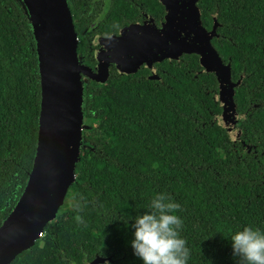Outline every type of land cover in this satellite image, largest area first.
<instances>
[{
    "label": "trees",
    "instance_id": "obj_1",
    "mask_svg": "<svg viewBox=\"0 0 264 264\" xmlns=\"http://www.w3.org/2000/svg\"><path fill=\"white\" fill-rule=\"evenodd\" d=\"M80 38L82 62L95 67L89 26L117 34L146 15H165L158 0H67ZM204 27L216 16L212 40L231 64L239 126H223L218 82L199 56L112 72L107 84L84 87L86 148L76 181L43 238L11 264H142L128 226L163 194L179 205L188 264H237L230 235L249 226L264 231V0H201ZM103 12V13H102ZM101 13V15H100ZM41 111V79L29 19L17 0H0V226L22 197L34 164ZM244 144L251 146L246 151Z\"/></svg>",
    "mask_w": 264,
    "mask_h": 264
},
{
    "label": "water",
    "instance_id": "obj_2",
    "mask_svg": "<svg viewBox=\"0 0 264 264\" xmlns=\"http://www.w3.org/2000/svg\"><path fill=\"white\" fill-rule=\"evenodd\" d=\"M33 30L41 79V111L34 164L18 204L0 226V264H11L43 238L65 203L76 181V166L86 148L83 132L84 87L90 80L107 84L109 66L120 73L135 74L146 65L153 75L157 63L176 61L183 55L199 56L206 73L218 82L216 100L221 117L237 116L235 90L242 80L232 81L231 64L224 63L212 40L221 25L214 17L211 30L204 27L198 3L201 0H158L165 8L160 28L152 20L120 31L119 36L97 37L98 71L81 63L72 11L67 0H17ZM97 23V22H95ZM94 26H90L87 33ZM246 151L251 146L244 145ZM111 258L97 256L90 264H104Z\"/></svg>",
    "mask_w": 264,
    "mask_h": 264
},
{
    "label": "clouds",
    "instance_id": "obj_3",
    "mask_svg": "<svg viewBox=\"0 0 264 264\" xmlns=\"http://www.w3.org/2000/svg\"><path fill=\"white\" fill-rule=\"evenodd\" d=\"M157 194L148 210L135 215L128 225L130 246L142 264H188L189 248L180 235L182 220L173 214L179 205ZM237 264H264V231L249 226L235 230L228 239Z\"/></svg>",
    "mask_w": 264,
    "mask_h": 264
},
{
    "label": "flooded vegetation",
    "instance_id": "obj_4",
    "mask_svg": "<svg viewBox=\"0 0 264 264\" xmlns=\"http://www.w3.org/2000/svg\"><path fill=\"white\" fill-rule=\"evenodd\" d=\"M94 2H98L99 4H102V5H104V4H106L107 2H108V0H94ZM103 13V12H102ZM100 15H101V13H100ZM165 15H166V12H165ZM165 15H164V18H165ZM101 16H98V18L95 20V22H97V23H95V22H93L91 25L92 26H94L92 29H91V31L88 33V35L90 34H92V44H93V46H92V49L94 50V58H95V61H96V65H95V67H91V66H89V65H87V64H85V63H83L82 62V56H80L79 55V57H80V60H81V63L83 64V65H87V66H89V67H91L92 69H93V71H94V73H96L97 71H98V65H99V61L97 60V52L99 51V49H101L102 47L101 46H99V45H97L96 44V42H95V39L97 38V37H103V38H111L112 36H119V34H120V31L122 30V29H124V28H127V27H129V26H131V25H135V24H144L146 21H149V20H152L153 22H154V24H155V26L157 27V28H160L161 27V24L163 23V21H164V18L162 19V20H159L158 22L155 20V19H153L151 16H147L146 15V17H145V19L142 21V22H137V23H134V24H130V25H127V26H125V27H123V28H121L119 31H118V33L117 34H112V35H110V36H107V37H105V36H101V35H98V34H93V33H95V29H97V27L99 26V23H100V21H101ZM90 25V26H91ZM90 26H89V28H90ZM88 28V29H89ZM79 40H80V38H79ZM79 45H80V41H79ZM79 49V48H78ZM79 54V53H78ZM184 56V55H183ZM170 62H172V61H170ZM163 63V62H162ZM158 64H161V63H157V64H155L154 65V68L156 69V72H157V74H158V76H159V73H158V68H157V65ZM144 68H146L148 71H149V73L146 75V79H148V80H151L150 79V77L153 75V72H152V70L151 69H149V68H147V66L146 65H143V66H141V68L139 69V71L137 72V73H139L142 69H144ZM112 72H117L119 75H121V76H123V75H125V76H131V75H135V74H137V73H135V74H130V75H128V74H126V73H120L119 72V69L117 68V64H115V63H111L110 64V66H109V79H110V77H111V73ZM109 79H108V81H109ZM159 80H161V78H160V76H159V79L158 80H154V81H159ZM90 81H92V80H90ZM95 82V81H94ZM97 83V82H96ZM100 84V83H99ZM86 85V84H85ZM231 119H234L236 122H237V120H238V116H235V117H232ZM244 145H246V144H244ZM253 148V147H252ZM252 148H251V150H252ZM250 151V150H249ZM106 259H108V258H106ZM107 262V261H106Z\"/></svg>",
    "mask_w": 264,
    "mask_h": 264
},
{
    "label": "rangeland",
    "instance_id": "obj_5",
    "mask_svg": "<svg viewBox=\"0 0 264 264\" xmlns=\"http://www.w3.org/2000/svg\"><path fill=\"white\" fill-rule=\"evenodd\" d=\"M218 120L223 126L229 129L231 132H234L235 128L237 129L239 126V122H236L234 119L218 117Z\"/></svg>",
    "mask_w": 264,
    "mask_h": 264
}]
</instances>
